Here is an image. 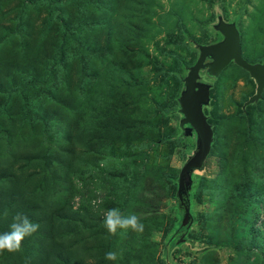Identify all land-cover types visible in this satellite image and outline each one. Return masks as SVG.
<instances>
[{"label": "rangeland", "instance_id": "374dc122", "mask_svg": "<svg viewBox=\"0 0 264 264\" xmlns=\"http://www.w3.org/2000/svg\"><path fill=\"white\" fill-rule=\"evenodd\" d=\"M219 19L264 62V0H0V232L17 212L40 225L0 264H264V91L245 106L234 63L200 72L213 143L180 216L197 135L178 99ZM113 208L143 232L110 235Z\"/></svg>", "mask_w": 264, "mask_h": 264}, {"label": "water", "instance_id": "95a60500", "mask_svg": "<svg viewBox=\"0 0 264 264\" xmlns=\"http://www.w3.org/2000/svg\"><path fill=\"white\" fill-rule=\"evenodd\" d=\"M215 29L222 35V41L197 46L199 57L189 67L188 74L183 79L184 89L178 99L179 113L182 115L180 121L182 133L187 134L194 131L197 135L196 149L181 168L177 182L176 194L179 207L183 210V222L186 221L188 215V190L191 175L204 168L213 143V128L203 111V106L209 103L211 86L199 80L200 72L206 69L209 77L216 78L231 63L247 72L255 81L256 91L245 106L259 101L264 91V62L252 64L243 58L240 35L236 25L219 19ZM185 125L189 127H184Z\"/></svg>", "mask_w": 264, "mask_h": 264}, {"label": "clouds", "instance_id": "9594fccd", "mask_svg": "<svg viewBox=\"0 0 264 264\" xmlns=\"http://www.w3.org/2000/svg\"><path fill=\"white\" fill-rule=\"evenodd\" d=\"M91 203L95 207L102 203V200H93ZM3 216L6 218L8 212L5 211ZM39 227V224L29 220L26 215L17 212L12 217L10 230L0 232V253L5 251L12 253L20 250L24 239L37 232ZM103 227L110 235H115L118 229L125 231L130 229L134 232H143L144 230V225L135 213L125 216L118 208L108 209L104 212ZM117 255L116 252H108L105 254V259L116 260Z\"/></svg>", "mask_w": 264, "mask_h": 264}, {"label": "trees", "instance_id": "16d2710c", "mask_svg": "<svg viewBox=\"0 0 264 264\" xmlns=\"http://www.w3.org/2000/svg\"><path fill=\"white\" fill-rule=\"evenodd\" d=\"M208 122L210 123L209 120H208ZM210 124H211V123H210ZM185 135H186V134L181 133V134H180L181 139H183V138L185 137ZM173 183L176 184L175 182H173ZM178 205H179V203H178ZM180 216H181V218L183 217V210H182V209H180Z\"/></svg>", "mask_w": 264, "mask_h": 264}]
</instances>
